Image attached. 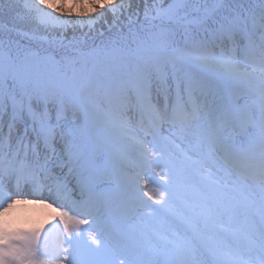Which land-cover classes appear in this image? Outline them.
<instances>
[{"label": "snow or ice", "instance_id": "obj_1", "mask_svg": "<svg viewBox=\"0 0 264 264\" xmlns=\"http://www.w3.org/2000/svg\"><path fill=\"white\" fill-rule=\"evenodd\" d=\"M23 7L24 19L52 31L133 15L132 0H29ZM76 10L99 15H61ZM81 58L82 71L52 75L43 67L53 57L38 64L0 44V264H264V0H154L142 22L137 12L126 31L88 53L66 50L61 62ZM181 90L189 98L199 93L203 103L190 104ZM137 116L154 129L171 124L169 144L191 135V153L175 159L146 130L149 148L133 132ZM125 143L129 173L153 163L168 168L162 184L154 180L163 191H146L147 180L141 187L142 176H129L140 200L159 197L167 226L149 222L117 239L100 195L113 162L101 160ZM193 158L195 169L187 166ZM22 204L50 210L54 222L13 230L8 215Z\"/></svg>", "mask_w": 264, "mask_h": 264}, {"label": "trees", "instance_id": "obj_2", "mask_svg": "<svg viewBox=\"0 0 264 264\" xmlns=\"http://www.w3.org/2000/svg\"><path fill=\"white\" fill-rule=\"evenodd\" d=\"M168 1L165 0V3H168ZM26 2L28 0H0V4L15 3L18 5L15 11L0 8V44L9 45L13 55L28 56L38 64L39 62L36 59L40 55L53 52L55 49H57L58 54L59 50L64 52L67 49L69 51L88 53L92 44L102 38L114 35L121 29L126 31L130 24L127 15L113 22V17L109 14L107 24L101 22L91 29L69 27L63 31L45 30L38 23L24 19L26 10L23 5ZM238 2L245 6L254 5L253 0H238ZM143 5L142 0H139L136 4L137 8L135 9V6L132 7V14L136 10L143 8ZM109 26L111 27L109 28ZM84 62V59L81 58L80 64L69 65L68 63H62L60 74L78 73L83 70Z\"/></svg>", "mask_w": 264, "mask_h": 264}, {"label": "rangeland", "instance_id": "obj_3", "mask_svg": "<svg viewBox=\"0 0 264 264\" xmlns=\"http://www.w3.org/2000/svg\"><path fill=\"white\" fill-rule=\"evenodd\" d=\"M138 1L139 0H132V4L135 5V4H137ZM68 2L71 3V0H68ZM77 11L78 10L74 11L70 16L67 13H64V14H61V15L64 18L71 19V20H79V19L87 20V19L91 18L92 15H99V13L97 12L95 14L78 16L77 15ZM108 17H109V15L106 17V19H108ZM201 99L203 100L202 97H201ZM167 127H168V130L175 135V128H173L170 125H167ZM182 144L183 145L186 144V145L192 147V136L189 135L188 137L183 138V143ZM170 147H172V145H170ZM188 151L190 153V149L189 148H188ZM166 160L167 159H165V161ZM165 161H160V163L163 162L162 164H164ZM155 169L156 170L159 169L161 172H163L157 166H155ZM167 172H165V174ZM70 183H73V181H71ZM28 199H31V198H28ZM31 207H36V206L23 205V204L22 205H18L17 208L14 209L13 212L8 215V222H9V225L11 226V228L13 230L32 231V230H35L37 228L43 229L46 226L47 215L49 213H51V211L43 209V208H39V207H37L35 210H32V209H30ZM29 209L32 210L31 214H28V210ZM146 210H151L152 211V209H149V208H147ZM154 213H155V217L147 216V217H153L154 218V220L151 221V223L154 224L155 221H160V222H157L155 225L158 226L161 229L166 228L165 225H163L164 222L161 223V220H160L161 216L158 213H156L155 211H154ZM143 218L146 219L145 217H143ZM92 234H95V233H92ZM64 264H68V261H65Z\"/></svg>", "mask_w": 264, "mask_h": 264}, {"label": "bare ground", "instance_id": "obj_4", "mask_svg": "<svg viewBox=\"0 0 264 264\" xmlns=\"http://www.w3.org/2000/svg\"><path fill=\"white\" fill-rule=\"evenodd\" d=\"M37 207H31L30 209H32V210H35ZM28 210V214H31L32 213V210Z\"/></svg>", "mask_w": 264, "mask_h": 264}]
</instances>
